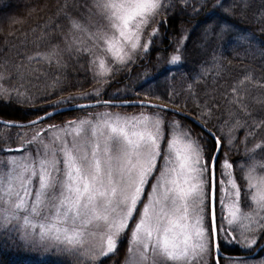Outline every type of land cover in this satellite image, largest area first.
Instances as JSON below:
<instances>
[{
  "label": "snow or ice",
  "instance_id": "obj_1",
  "mask_svg": "<svg viewBox=\"0 0 264 264\" xmlns=\"http://www.w3.org/2000/svg\"><path fill=\"white\" fill-rule=\"evenodd\" d=\"M179 3L184 10L191 7L192 17L206 19L182 31L170 57L157 56L165 72L172 73L168 65L183 64L186 42L197 28V47L204 51L213 41L245 51L256 48L254 35L231 22L245 17L250 0H231L227 6L226 0ZM176 6V0H90L87 18L65 13L72 39L64 37V48L54 44L40 51L34 40L37 50L32 54L18 53L23 59L11 66L7 60L0 63V99L16 103L21 98L30 101L21 88L40 71L36 65L61 69L65 51L87 58L94 83L91 91L61 96L51 105L74 106L83 116L49 123L56 112L44 108L43 115L37 113L26 124L0 121V235L11 237L20 247L61 253L69 258L66 264H104L125 239L124 264H220L224 244L250 254L264 247V156L257 157V150L264 153V142L247 148V137L254 135L249 131L246 159L238 165L224 151L234 147L233 133L243 126L237 110L251 115L246 85L264 88V82L248 74L231 86L226 98L229 119L219 126L220 135L209 125L215 114L207 100H194L198 111L189 115L186 106L176 103L175 91L167 94L166 101L151 90L142 99L137 93L136 100L120 104L103 98V86L116 72L147 56L161 36L156 25L167 23L166 15L158 18ZM257 23L264 24V11ZM21 43L26 48L27 38ZM260 51L264 55V48ZM215 52L212 60L219 77ZM201 67L200 75H207L209 69ZM13 79L21 82L19 86L6 87L5 82ZM60 83L55 76L53 93ZM188 92L195 95L192 84ZM255 101L264 105V95ZM126 105L140 110H111ZM98 107L105 110L94 111ZM233 118L225 133L223 127ZM256 128H264V119L256 122ZM228 264L251 261L246 256L230 257Z\"/></svg>",
  "mask_w": 264,
  "mask_h": 264
},
{
  "label": "trees",
  "instance_id": "obj_2",
  "mask_svg": "<svg viewBox=\"0 0 264 264\" xmlns=\"http://www.w3.org/2000/svg\"><path fill=\"white\" fill-rule=\"evenodd\" d=\"M89 3L90 0H0V63L7 60L11 66L13 62L23 59V56L18 53L32 54L37 50L32 43L34 40L40 45V51H47L54 44H59L61 48H64V37L69 33V24L65 13L85 19L88 16ZM227 3H231V0H226V6ZM65 4H67V8L64 7ZM176 4V9L171 14H162L158 18L164 19L166 15L167 23L156 25L160 29L161 36L156 39L155 45L150 48L147 56L116 72L110 82L103 86V98L137 99L136 94L139 93V98L142 99L151 90L157 95L164 96L166 101L167 94L175 91L179 93L176 96V103L186 106V111L191 115L198 111L194 100L199 103L207 100L215 114L209 125L216 132L218 126L222 125L224 120L229 119V116L223 115L228 113L229 106L226 98L230 97L231 86L248 74H252L255 81L264 82V55L260 51L261 48H264V31H261L264 24L257 23V17L264 11V3L261 0H250L251 6L245 17L237 16L231 20L237 29L254 35L256 48L245 51L243 47L234 48L229 44L213 41L204 51L197 47L200 44V30L197 28L191 32V37L186 42L183 64L181 66L168 65L167 67L172 68V73H167L164 71L165 64L157 63V56L170 57L175 47V41L180 38L182 31L192 29L206 19L204 16L192 17L190 15L191 7L184 10L179 0H176ZM41 36L44 38L39 39ZM26 38L27 47L25 48L21 42ZM70 38L71 36H68V39ZM213 49L216 50L215 54L221 65L219 77L217 69L213 66ZM63 56L65 67L61 69H57L55 66L49 68L45 64L36 65L40 71L33 73L29 80L24 82V88H21V91H27L30 101L21 98L22 102L16 103L14 100L3 101L0 99V118L18 122L27 121L36 117L37 113H43L44 108L52 109L53 107L49 104L60 99L61 96L67 97L81 91L91 90L94 83L91 72L88 70L87 58L67 51ZM202 65L209 69L207 75H200ZM172 75H175L174 80L171 78ZM55 76L60 77L61 83L53 93L50 85ZM197 77H200L199 82H196ZM20 83L13 79L5 82V86L18 87ZM189 84H192L194 96L188 92ZM246 87L249 90L246 102L251 115H245L237 110V117L243 126L234 131V147L231 150L227 147L224 148V151L228 153L229 160L237 165L243 162L240 158L242 151H245L244 141L249 131L254 132V135L247 137V148L264 142V128H256V122L264 119V105L255 101L256 97L264 95V88L255 87L253 84H247ZM131 108L137 107L126 106L122 109ZM83 114L85 113L80 109L66 111L56 114L55 119L50 122L60 123ZM234 119L229 121V125L224 126L226 130L234 122ZM185 123L194 128L196 132L200 131V128L190 121L186 120ZM2 130V126H0V131ZM16 146L18 145H14V147ZM261 156L263 154L257 150V157ZM125 244L126 239L120 244L116 254L110 258H104V264H123ZM17 245L11 237L6 238L0 235V264H66L69 259L55 251L30 252ZM221 252L224 254L249 253L243 252L237 246L227 245L222 246ZM248 259L251 264H259V261L264 259V248ZM227 261L228 258L221 257L220 264H225Z\"/></svg>",
  "mask_w": 264,
  "mask_h": 264
},
{
  "label": "rangeland",
  "instance_id": "obj_3",
  "mask_svg": "<svg viewBox=\"0 0 264 264\" xmlns=\"http://www.w3.org/2000/svg\"><path fill=\"white\" fill-rule=\"evenodd\" d=\"M94 19H96V18H94ZM79 37H81V38H83V39H87V37L86 36H84L83 34H77ZM72 39V37L69 39V41ZM91 76H92V73H91ZM93 89V88H92ZM91 89V90H92ZM91 90H89V91H91ZM79 94V93H78ZM78 94H74V95H78ZM122 99H126V98H122ZM1 100H3V101H8V100H6V99H1ZM15 101V100H14ZM84 101H89V100H81V101H79V102H84ZM55 101H52V104L54 103ZM52 104H49V105H52ZM168 105H173V104H171V103H169ZM105 109L103 108V107H98L97 109H94V111H104ZM111 110H113V111H125V112H137V111H139L140 109L137 107V108H131V109H122V110H119V109H111ZM83 115H85V114H83ZM83 115H78V116H83ZM78 116H76V117H78ZM223 116H229V113H225ZM75 117V118H76ZM74 118V119H75ZM171 118V117H170ZM70 120H72V119H70ZM64 122V121H63ZM63 122H60V123H57V122H55L56 124H61V123H63ZM49 123H54V122H50L49 121ZM189 125V124H188ZM190 126V125H189ZM223 130H224V132L225 133H227L228 132V130H226L224 127H223ZM216 133H217V135H220V131H219V126H218V128H217V130H216ZM233 135H235L234 133H233ZM254 147V146H253ZM253 147H250L249 149H251V148H253ZM259 152H260V150H259ZM261 153V152H260ZM263 154V156H264V153H262ZM223 159V156L221 157V160ZM243 162L242 163H244L245 162V159H246V157H245V151H242V154H241V158H240ZM240 164V163H239ZM218 171H219V169H218ZM240 176V172H239V170L237 169V177H239ZM238 182H240L239 180H238ZM245 210H247L246 208H245ZM217 212L219 213V207H217ZM17 243V242H16ZM224 245H227V246H234V245H228V244H224ZM18 246V245H17ZM19 247V246H18ZM22 248H24V247H22ZM240 248V247H239ZM24 249H26V250H28V251H30V252H33V251H43L42 253H48V252H50V251H48V250H44V249H27V248H24ZM242 251H246V250H244V249H242V248H240ZM126 254H127V240H126V244H125V254H124V261H123V264H124V262H125V256H126ZM225 264H228V261L227 262H225Z\"/></svg>",
  "mask_w": 264,
  "mask_h": 264
},
{
  "label": "water",
  "instance_id": "obj_4",
  "mask_svg": "<svg viewBox=\"0 0 264 264\" xmlns=\"http://www.w3.org/2000/svg\"><path fill=\"white\" fill-rule=\"evenodd\" d=\"M136 99H112L113 103L115 104H120L121 101H134ZM95 101L94 100H89V101H84V102H80V103H94ZM126 106H131V105H126ZM125 106V107H126ZM169 107H173V106H170L168 105ZM72 110H79L78 108L74 107V106H68V105H62V106H59L58 109H49L48 111H55L56 114H59V113H62V112H66V111H72ZM177 111H179V109H177ZM189 114V113H188ZM40 115H43V113H41ZM191 115V114H189ZM36 117L32 118V119H35ZM31 120V119H30ZM0 121H11V120H7V119H3V118H0ZM29 120L27 121H22L21 123H27ZM190 121L191 123H193L194 125H196L192 120H188ZM197 126V125H196ZM198 127V126H197ZM199 128V127H198ZM263 247L261 248H256L255 251L251 254H223L221 253L220 255L223 256V257H226V258H234V257H239V256H246V257H251V256H254L259 250H261Z\"/></svg>",
  "mask_w": 264,
  "mask_h": 264
}]
</instances>
